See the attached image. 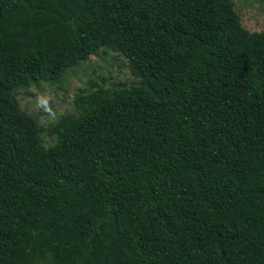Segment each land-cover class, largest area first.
Segmentation results:
<instances>
[{
  "label": "trees",
  "instance_id": "obj_1",
  "mask_svg": "<svg viewBox=\"0 0 264 264\" xmlns=\"http://www.w3.org/2000/svg\"><path fill=\"white\" fill-rule=\"evenodd\" d=\"M103 49L133 80L44 146L16 93ZM0 264H264V31L232 0H0Z\"/></svg>",
  "mask_w": 264,
  "mask_h": 264
},
{
  "label": "rangeland",
  "instance_id": "obj_2",
  "mask_svg": "<svg viewBox=\"0 0 264 264\" xmlns=\"http://www.w3.org/2000/svg\"><path fill=\"white\" fill-rule=\"evenodd\" d=\"M232 3L240 26L244 30L256 33L264 31V0H232ZM132 80L126 61L117 53L103 49L67 71L60 83H42L18 91L15 101L22 112L35 120L40 129L39 136L43 145L49 146L53 143V136L47 127L61 116L75 111L72 98L77 90L87 88L91 83L108 87L117 83H129ZM41 93L51 97L52 106L57 112L55 120H50L36 108L35 97Z\"/></svg>",
  "mask_w": 264,
  "mask_h": 264
},
{
  "label": "clouds",
  "instance_id": "obj_3",
  "mask_svg": "<svg viewBox=\"0 0 264 264\" xmlns=\"http://www.w3.org/2000/svg\"><path fill=\"white\" fill-rule=\"evenodd\" d=\"M36 108L44 113L50 120L57 118V112L52 106L51 97L46 94H39L35 97Z\"/></svg>",
  "mask_w": 264,
  "mask_h": 264
}]
</instances>
